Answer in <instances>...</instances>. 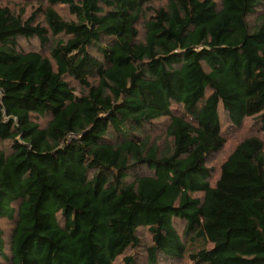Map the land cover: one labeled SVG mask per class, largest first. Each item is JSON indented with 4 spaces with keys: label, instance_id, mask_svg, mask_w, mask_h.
<instances>
[{
    "label": "trees",
    "instance_id": "obj_1",
    "mask_svg": "<svg viewBox=\"0 0 264 264\" xmlns=\"http://www.w3.org/2000/svg\"><path fill=\"white\" fill-rule=\"evenodd\" d=\"M11 4L0 264H264V0Z\"/></svg>",
    "mask_w": 264,
    "mask_h": 264
},
{
    "label": "rangeland",
    "instance_id": "obj_2",
    "mask_svg": "<svg viewBox=\"0 0 264 264\" xmlns=\"http://www.w3.org/2000/svg\"><path fill=\"white\" fill-rule=\"evenodd\" d=\"M3 2L12 3L10 7L14 10H18L19 6L23 7L24 5H26V3L29 2V0H3ZM28 8H30V7H28ZM161 120H163V119H161ZM247 128H248V124L245 123L241 128L230 130V139L235 140L236 135L239 134L240 132L246 130ZM160 134H161V132H160ZM143 233L145 234V231ZM116 264H119V263L117 262ZM185 264H188V263H185Z\"/></svg>",
    "mask_w": 264,
    "mask_h": 264
}]
</instances>
